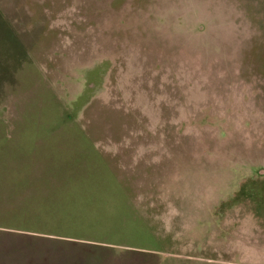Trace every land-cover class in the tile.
Returning <instances> with one entry per match:
<instances>
[{
  "label": "rangeland",
  "instance_id": "374dc122",
  "mask_svg": "<svg viewBox=\"0 0 264 264\" xmlns=\"http://www.w3.org/2000/svg\"><path fill=\"white\" fill-rule=\"evenodd\" d=\"M0 264H264V0H0Z\"/></svg>",
  "mask_w": 264,
  "mask_h": 264
}]
</instances>
